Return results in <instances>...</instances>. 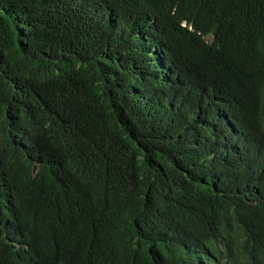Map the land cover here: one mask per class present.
Wrapping results in <instances>:
<instances>
[{"label":"trees","instance_id":"1","mask_svg":"<svg viewBox=\"0 0 264 264\" xmlns=\"http://www.w3.org/2000/svg\"><path fill=\"white\" fill-rule=\"evenodd\" d=\"M0 264H264V0H0Z\"/></svg>","mask_w":264,"mask_h":264}]
</instances>
